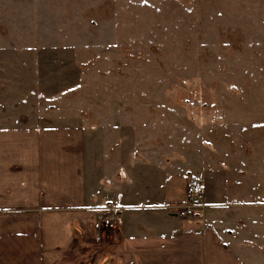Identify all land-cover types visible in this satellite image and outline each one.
Masks as SVG:
<instances>
[{"label":"rangeland","instance_id":"rangeland-1","mask_svg":"<svg viewBox=\"0 0 264 264\" xmlns=\"http://www.w3.org/2000/svg\"><path fill=\"white\" fill-rule=\"evenodd\" d=\"M0 105L82 126L122 204L167 211L165 180L196 177L197 217L264 262V0H0Z\"/></svg>","mask_w":264,"mask_h":264},{"label":"crops","instance_id":"crops-1","mask_svg":"<svg viewBox=\"0 0 264 264\" xmlns=\"http://www.w3.org/2000/svg\"><path fill=\"white\" fill-rule=\"evenodd\" d=\"M2 108L0 264H264L228 244L216 215L168 212L184 202L186 176L165 180L167 211L122 204L90 167L82 126L3 124ZM110 212L113 230L103 225Z\"/></svg>","mask_w":264,"mask_h":264},{"label":"built area","instance_id":"built-area-1","mask_svg":"<svg viewBox=\"0 0 264 264\" xmlns=\"http://www.w3.org/2000/svg\"><path fill=\"white\" fill-rule=\"evenodd\" d=\"M204 189L201 182L196 177H190L186 189L184 202L168 207L172 215L181 219L193 218L200 215L203 205ZM117 213H108L103 218L105 228L113 230L119 227L120 221Z\"/></svg>","mask_w":264,"mask_h":264}]
</instances>
